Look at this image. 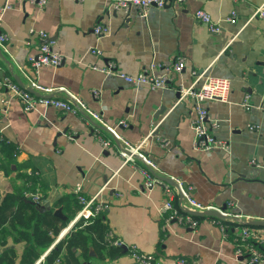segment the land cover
I'll use <instances>...</instances> for the list:
<instances>
[{"label":"crops","instance_id":"obj_1","mask_svg":"<svg viewBox=\"0 0 264 264\" xmlns=\"http://www.w3.org/2000/svg\"><path fill=\"white\" fill-rule=\"evenodd\" d=\"M263 1L185 0L182 5L152 7L144 17L137 8L116 9L110 0H47L43 8L30 0H0V9L6 6L0 33L8 36L7 51L0 48V77L25 89H31L33 80L54 89L53 95L61 99L67 98L66 92L80 97L133 144L157 124L146 151L158 166V177L172 178L176 190L180 181L198 202L230 213L228 218L193 216L199 221L195 228L176 220L167 224V215L161 212L166 199L162 188L145 187L141 159L123 164L120 144L105 126L89 121L82 111L62 112L43 105L25 111L20 101H6L7 94H1L0 136L19 149L9 170L0 168L2 198L25 190L39 192L43 199L36 203L39 213L54 215L62 209L65 219L54 216L67 225L53 243L65 237L77 216V185L86 196L99 193L106 206L100 214L107 225L105 239L113 248L92 240L86 250L74 247L67 256L63 250L61 264H138L130 256L131 246L155 255L161 264H178V259L188 264H246L249 253L236 255L244 227L253 231L252 244L264 252V227L251 225L264 221V19L244 26ZM198 9L211 15L219 33L195 18ZM233 11L236 23L227 21ZM97 25L106 28L102 37L95 34ZM40 31L48 39L42 40ZM50 41L63 57L62 64L35 70L29 57ZM94 49L98 53L93 54ZM178 56L185 59L184 70L167 72ZM151 65L157 75L169 73L167 88L136 86L117 75H137ZM204 70L205 78L231 83L226 101L206 103L210 120L217 123L211 132L226 142L228 151L198 148L191 124L193 103H177L178 89L191 85L195 71ZM246 96L253 106L250 111L241 105ZM97 128L111 141L110 148L101 145ZM32 171L36 188L24 177ZM10 224L7 220L0 225V258L13 250L15 264H26L22 258L33 238L27 242L21 232L33 233L34 226ZM116 239L123 244H113ZM46 251L39 249L34 264Z\"/></svg>","mask_w":264,"mask_h":264},{"label":"built area","instance_id":"obj_2","mask_svg":"<svg viewBox=\"0 0 264 264\" xmlns=\"http://www.w3.org/2000/svg\"><path fill=\"white\" fill-rule=\"evenodd\" d=\"M38 7L43 8L47 0H30ZM116 9H122L129 11L131 8H137L142 16L146 17L149 10L152 7L165 8L172 2L177 5H182L185 0H110ZM6 10V6L0 9V31L3 26V13ZM194 16L197 20L205 24L212 33H219L220 26L217 25L212 19L211 15L204 9H198L194 12ZM264 19V1L253 11L250 17L246 20L244 26L249 24L255 19ZM237 13L235 11L227 18L228 22H237ZM106 28L97 25L95 27V34L102 37L105 34ZM39 37L44 40L48 39V34L44 31L37 32ZM8 36L4 33H0V48L7 51ZM53 42H47L40 46L39 52L36 55H31L29 57L28 63L35 70H38L44 66H50L57 68L63 62V57L58 52H55L52 48ZM92 53H98L96 49L92 50ZM185 59L181 56L176 57L173 65L166 69L167 72L173 71L175 73H180L185 68ZM155 65H151L145 68L141 73L137 75H129L123 72H117V75L121 76L127 83L133 85H148L153 89L167 88L170 84L171 78L169 73L165 72L162 75H157L155 73ZM109 71H113V67L109 66ZM116 72V71H114ZM205 70L201 72L195 71L193 73V82L189 86H181L178 89L180 93V98L177 103H181L185 100H190L195 108V116L191 119L192 127L196 134V146L203 150H209L214 148H220L222 150L228 151L229 146L226 142L218 140L216 136L211 132L213 128L217 126L215 121L210 120L208 109L206 103L212 100L226 101L229 97L231 90V83L228 79L218 78V77H204ZM31 89L38 92L40 96H36L34 93L30 92L29 89L21 87L18 83L8 77H0V95L6 93L8 100L16 99L21 102L25 111H30L35 109L39 105L53 107L56 110L62 112H72L81 113L86 116V118L93 122L96 121L99 124L105 126L110 132L112 137L118 140L120 147L119 152L123 161V164H134L136 159L139 158L145 164V168L142 169V173L145 176V187L147 189H153L155 187L162 188L166 199L161 206L162 214L167 215L165 221L169 224L171 221L176 220L179 223L186 224L191 228L197 227L199 221L193 216L188 214V211H199L204 212L206 210L214 209L210 206H205L198 202L192 195L190 190L183 187L180 181L178 182L179 190L173 188L171 184H168L158 178L157 171L158 166L153 161L147 153L146 144L149 138L155 135L157 130V124L153 126L151 132L137 144L130 143L129 141L123 139L120 134L116 131V128L108 126L101 114L93 109H91L80 97L70 93H67L66 99H61L53 95L54 89L42 87L38 85L33 80H30ZM94 96H98L99 92L94 91ZM0 96V101H1ZM246 110L250 111L252 105L249 102V97L246 96L244 102L241 104ZM119 125H126V122L120 121ZM96 130V136L104 148H110L111 141L105 139L100 135L99 129ZM33 174L30 172V175ZM36 174V173H35ZM74 193L77 196L78 204L80 208L78 210L77 216L71 222L68 229H71L80 220H90L95 216L102 213L106 206L100 202L99 193L86 196L83 194L82 185H77L74 189ZM26 195L30 197L35 203L42 204L43 199L39 192H27ZM182 196V202L178 203V197ZM2 200V195L0 194V201ZM218 210L223 217L228 218L230 213L227 211ZM222 229L223 226H221ZM166 228V224L163 227ZM67 229V230H68ZM113 237V234H110ZM254 233L251 229L244 227L242 232L237 239V249L236 255L242 256L244 253H249L246 264H261L264 262V252L256 248L252 244ZM59 239L53 243L45 252V254L39 260L41 262L45 261L47 254L55 247ZM116 246H121L123 243L118 239L114 240ZM130 256L138 264H161L153 254L141 252L136 246H131ZM54 264H61V259L58 258ZM178 264H188L185 259H178Z\"/></svg>","mask_w":264,"mask_h":264},{"label":"trees","instance_id":"obj_3","mask_svg":"<svg viewBox=\"0 0 264 264\" xmlns=\"http://www.w3.org/2000/svg\"><path fill=\"white\" fill-rule=\"evenodd\" d=\"M18 153L19 149L15 142L6 138L2 139L0 136L1 169L8 171L9 165L15 163ZM32 173L29 176L24 174V177L27 179V182L34 183L36 188L37 183L35 180H37V175H35V171H32ZM26 191L19 195L14 193L8 194L2 198L0 201V225L6 223L7 220L11 222L10 225L14 228L16 227V222L20 225L33 224V233L23 231L21 235L27 242H30L31 236L33 238L31 244L26 248L22 259L26 264H34L40 255L39 249H48L61 230L67 225V222H61L60 224V220L54 215L39 213L36 203L26 196ZM219 220L222 223L225 222L224 218H220ZM106 232L107 225L104 222L102 214L88 221L84 219L80 220L47 254L45 261L40 264H52L60 257L63 250H66L65 256L72 254L74 247L86 250L92 240L96 242V245L101 244L105 248H113L111 247L112 244L105 239ZM93 236H96V238H93ZM114 249L118 250V248ZM0 264H15V251H5L0 258Z\"/></svg>","mask_w":264,"mask_h":264},{"label":"water","instance_id":"obj_4","mask_svg":"<svg viewBox=\"0 0 264 264\" xmlns=\"http://www.w3.org/2000/svg\"><path fill=\"white\" fill-rule=\"evenodd\" d=\"M18 79V78H17ZM30 92L34 93L37 96H40V94H36V92L32 89H29ZM178 95V99L180 98V93L177 94ZM160 180L174 185L175 182L172 178H165V177H158ZM188 214H190L191 216H195V217H222V214L218 211V210H206L204 212H199V211H188ZM54 215L58 216L60 218L65 219L64 215L62 214V209H57L54 211ZM251 225L254 226H263L264 227V221L263 222H252Z\"/></svg>","mask_w":264,"mask_h":264}]
</instances>
